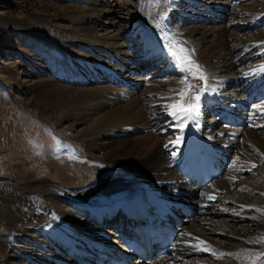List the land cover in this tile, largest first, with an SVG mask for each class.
I'll return each instance as SVG.
<instances>
[{"label": "bare ground", "instance_id": "1", "mask_svg": "<svg viewBox=\"0 0 264 264\" xmlns=\"http://www.w3.org/2000/svg\"><path fill=\"white\" fill-rule=\"evenodd\" d=\"M247 1L96 0L93 8L74 12L97 23L74 29L54 27L46 18L32 24L5 17L52 41L57 55L68 60L38 62L33 100L66 140L59 152L81 153L100 171L77 191L35 181L0 183L2 200L9 203L0 209L9 219L0 240L7 259L96 264L99 251L118 249V236L104 227H123L130 204L145 200L160 215L181 221L172 252L146 264H264L263 227L244 236L228 223L219 228L213 223L220 216L234 222L262 212L264 218V11L252 8L254 18L246 19L243 11H249L237 6L254 4ZM229 10L235 19L220 24L216 18ZM168 41L205 77L188 76L204 87L198 113L185 117L182 126L171 115L172 105L186 108L191 91L178 95L186 88V73L165 47ZM228 116L231 125L225 124ZM190 129L222 164V177L207 188L180 170ZM246 172L253 176L240 182ZM190 209L205 218L192 223L185 213ZM181 214L192 225H185Z\"/></svg>", "mask_w": 264, "mask_h": 264}, {"label": "rangeland", "instance_id": "2", "mask_svg": "<svg viewBox=\"0 0 264 264\" xmlns=\"http://www.w3.org/2000/svg\"><path fill=\"white\" fill-rule=\"evenodd\" d=\"M126 1L136 4L138 2V0H116L121 4ZM252 1L254 4L250 6L242 2L237 6H244V9L246 7L249 11H243L242 15L246 19L254 18L252 8L257 9L260 6V10L264 11V0H248L247 2ZM95 3L96 0H0V183L14 182L25 185L35 181L36 183H48L63 191H77L91 184L100 172L97 163L81 153L61 154L59 152L66 140L59 135L51 123L44 120L43 109L33 100L36 95L33 83L41 70L38 62L40 60L55 62L59 61L60 57H63L66 62L68 60L65 56L57 55L56 46L52 41L25 33L27 31L7 23L5 18L20 19L32 24L46 18L54 27L74 29L73 27L76 26L82 27L84 23L93 24L95 21L97 23V20L93 21L91 17L85 18L82 15H75L74 12L78 9L93 8ZM103 7L105 6L101 4L100 8ZM235 14L229 10L227 14L220 15L216 20L220 24L229 25L236 17ZM63 41L66 43L69 40L64 39ZM12 70L19 76L11 74ZM240 160L244 158L237 160L238 165L241 166L243 161L240 162ZM106 169L108 168H104L101 174H106ZM85 171L92 175L84 177L83 172ZM251 176H253L251 172L242 174L240 182H246ZM234 189L236 190V187L232 190L235 191ZM137 190H143V188L139 187ZM238 194H241L240 191ZM248 195L251 194L245 196ZM2 197L0 195V209L9 207V203L4 202ZM191 212L190 221L193 218H196L195 220L202 218L196 210ZM261 216L262 212L254 220L245 219L234 222L231 221L230 216H220L218 219L214 218L213 223L217 228L228 223L235 228L236 232L249 236L248 231H254L259 226L264 229V218ZM7 218L4 213H0V240L9 231V219ZM192 223L195 222L192 221ZM192 223L184 221L185 225H192ZM210 227L213 226L210 225ZM92 228L95 229L93 225ZM109 228L110 225H107L106 231ZM259 232L264 233V231ZM252 237L255 238V236ZM199 257L204 256L199 255ZM211 258L213 262H220V258ZM10 262L18 264L15 259H7L0 250V264H11Z\"/></svg>", "mask_w": 264, "mask_h": 264}, {"label": "snow or ice", "instance_id": "3", "mask_svg": "<svg viewBox=\"0 0 264 264\" xmlns=\"http://www.w3.org/2000/svg\"><path fill=\"white\" fill-rule=\"evenodd\" d=\"M165 47L168 49L169 54L176 61L177 66L180 67V70L186 73L185 76L186 88L182 89L181 92L178 93V95L183 97L186 91H191V95L188 97L187 100L186 108L184 107L183 104L172 105L173 111L171 112V115L179 119L181 121V126H182L185 117H191L194 113H198L200 93L203 91V87H204L203 85L198 86L190 83L188 81V76H192L193 79H200V80H204L205 77L203 75L200 66L198 64H195L194 61H191L190 57H181L172 46L171 41H168L165 44ZM201 243H203V241H201Z\"/></svg>", "mask_w": 264, "mask_h": 264}]
</instances>
